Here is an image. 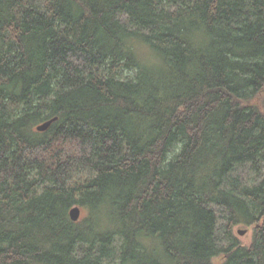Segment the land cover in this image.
<instances>
[{
    "label": "trees",
    "instance_id": "16d2710c",
    "mask_svg": "<svg viewBox=\"0 0 264 264\" xmlns=\"http://www.w3.org/2000/svg\"><path fill=\"white\" fill-rule=\"evenodd\" d=\"M0 264H264V0H0Z\"/></svg>",
    "mask_w": 264,
    "mask_h": 264
},
{
    "label": "rangeland",
    "instance_id": "374dc122",
    "mask_svg": "<svg viewBox=\"0 0 264 264\" xmlns=\"http://www.w3.org/2000/svg\"><path fill=\"white\" fill-rule=\"evenodd\" d=\"M239 174L241 176H243L246 181L249 184H253L256 181H258L259 177H260V172L257 171L256 169H254L252 166H245V167H241L238 170ZM89 178V174L85 169H80L76 172L75 178L73 180V183H81L86 181ZM82 216H87V212L86 211H82ZM220 222L223 223V219H220ZM239 231H246V233L244 235H240ZM253 233H254V228L253 227H246L244 225H239L237 227L234 228L233 230V234L235 235L236 238H238V240L240 241L241 244H243L244 246H249L252 243L253 240ZM218 240L223 244L226 245V243L224 241L225 237H224V233L223 232H219L218 236H217ZM219 242V243H220ZM221 245V244H220Z\"/></svg>",
    "mask_w": 264,
    "mask_h": 264
},
{
    "label": "water",
    "instance_id": "95a60500",
    "mask_svg": "<svg viewBox=\"0 0 264 264\" xmlns=\"http://www.w3.org/2000/svg\"><path fill=\"white\" fill-rule=\"evenodd\" d=\"M57 120H58L57 118H54L44 123H41L36 127V130L40 133L46 132L51 127V125ZM81 217H82V209L79 206H75L70 210V218L73 222L80 221ZM245 233L246 231H239L240 235H244Z\"/></svg>",
    "mask_w": 264,
    "mask_h": 264
}]
</instances>
